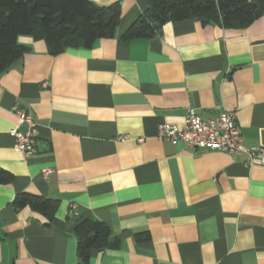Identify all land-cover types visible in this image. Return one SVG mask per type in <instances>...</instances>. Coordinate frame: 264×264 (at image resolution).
Returning <instances> with one entry per match:
<instances>
[{
    "label": "crops",
    "instance_id": "crops-1",
    "mask_svg": "<svg viewBox=\"0 0 264 264\" xmlns=\"http://www.w3.org/2000/svg\"><path fill=\"white\" fill-rule=\"evenodd\" d=\"M91 1L119 2L113 37L51 55L21 35L29 51L0 72V167L13 175L0 184V264H76L86 217L116 241L87 264H264V164L156 137L189 106L203 119L234 111L242 145L264 150V13L241 28L188 19L121 40L148 1ZM17 109L35 122L31 154L10 133ZM22 191L58 200L49 223L13 208Z\"/></svg>",
    "mask_w": 264,
    "mask_h": 264
},
{
    "label": "trees",
    "instance_id": "trees-1",
    "mask_svg": "<svg viewBox=\"0 0 264 264\" xmlns=\"http://www.w3.org/2000/svg\"><path fill=\"white\" fill-rule=\"evenodd\" d=\"M147 1L146 9L121 33V40L153 38L166 23L188 19L241 28L264 13V0ZM120 7L119 2L98 5L91 0H0V72L29 51L28 46L18 42L21 35L44 40L51 55L61 54L67 48H89L97 39L113 37ZM12 180V173L0 167V184ZM12 206L16 211L29 207L49 223L58 200L22 191L14 196ZM73 232L77 239L76 264H87L92 250L116 245L106 224L93 217L80 220ZM148 237L147 232L135 234L136 240Z\"/></svg>",
    "mask_w": 264,
    "mask_h": 264
},
{
    "label": "built area",
    "instance_id": "built-area-1",
    "mask_svg": "<svg viewBox=\"0 0 264 264\" xmlns=\"http://www.w3.org/2000/svg\"><path fill=\"white\" fill-rule=\"evenodd\" d=\"M45 84V83H44ZM17 124L10 129L15 139V148L25 154H31L36 149L35 122L31 115L22 109L15 110ZM19 125H24L20 130ZM234 111H222L213 118L203 119L190 106L186 109L182 124L159 123L156 137L171 143H182L197 149H211L230 154H244L248 162L255 160L264 164V150L251 149L242 145L241 132ZM126 136L121 137L125 139ZM51 172L43 168V176Z\"/></svg>",
    "mask_w": 264,
    "mask_h": 264
}]
</instances>
